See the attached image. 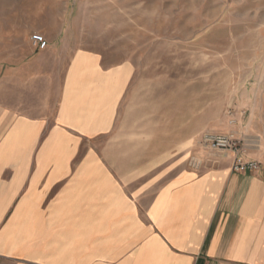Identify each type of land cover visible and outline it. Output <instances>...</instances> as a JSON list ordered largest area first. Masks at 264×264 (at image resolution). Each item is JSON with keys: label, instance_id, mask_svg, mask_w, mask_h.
Segmentation results:
<instances>
[{"label": "rangeland", "instance_id": "rangeland-1", "mask_svg": "<svg viewBox=\"0 0 264 264\" xmlns=\"http://www.w3.org/2000/svg\"><path fill=\"white\" fill-rule=\"evenodd\" d=\"M51 17L63 23L70 50L96 51L107 65L128 61L135 68L114 130L84 141L72 162L69 192L55 196L48 215L59 234L54 250L69 238L70 264H77L76 234L88 239L95 226L101 258L89 257L88 243L86 260L109 264L120 259L106 251L110 232L114 236L126 223L119 215L109 219L111 212L125 209L127 198L136 204L143 182L162 183L188 167L201 172L222 159L232 164L231 154L202 146V134L231 132L247 147L250 133L261 138L264 154V0H0V100L15 94L14 78L7 80L3 67L31 58L23 38L43 36L32 27ZM253 113L260 124L248 123ZM126 149L133 153L126 156ZM83 179L90 185L78 194ZM95 180L114 182L112 191L124 194L123 203L109 204V184ZM95 204L101 221L90 216ZM63 228L68 235H60ZM125 236L111 239L120 244Z\"/></svg>", "mask_w": 264, "mask_h": 264}, {"label": "crops", "instance_id": "crops-1", "mask_svg": "<svg viewBox=\"0 0 264 264\" xmlns=\"http://www.w3.org/2000/svg\"><path fill=\"white\" fill-rule=\"evenodd\" d=\"M49 20L31 31L42 33L47 47L38 49L25 35L31 58L3 67L7 80L14 78L15 94L13 100H0V264H70L69 238L54 250L59 234L48 215L55 196L69 192L72 162L84 141L114 130L135 74L128 61L107 65L99 52L70 50L63 23ZM261 121L253 113L248 123ZM244 138V158L259 162L258 172L233 173L230 158L201 172L188 167L162 183L143 182L136 204L127 198L125 209L117 206L109 219L119 215L126 223L114 236L110 232L106 251L120 259L109 264H264L263 147L260 137L246 133ZM131 153L126 149V156ZM91 183H108V203H123L124 194L112 191L114 182ZM89 185L79 180L78 194ZM96 204L90 216L101 221ZM96 232L95 226L88 239L76 234L77 264H102L86 260L88 243L89 257L101 258ZM67 233L63 228L60 235ZM123 233L120 244L111 239Z\"/></svg>", "mask_w": 264, "mask_h": 264}, {"label": "built area", "instance_id": "built-area-1", "mask_svg": "<svg viewBox=\"0 0 264 264\" xmlns=\"http://www.w3.org/2000/svg\"><path fill=\"white\" fill-rule=\"evenodd\" d=\"M30 41L38 49L44 50L47 47V42L40 34H33ZM231 112H229V115ZM230 125H236L234 119L229 120ZM200 144L205 148L219 152L223 156L228 153L233 157L231 171L236 174L256 173L260 169V164L254 160H246L244 158L247 147L242 140L238 139L234 133L214 134L204 133L201 135Z\"/></svg>", "mask_w": 264, "mask_h": 264}]
</instances>
